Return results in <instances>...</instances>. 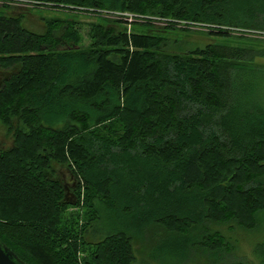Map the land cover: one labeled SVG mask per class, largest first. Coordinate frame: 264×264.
Returning <instances> with one entry per match:
<instances>
[{"label":"trees","instance_id":"obj_1","mask_svg":"<svg viewBox=\"0 0 264 264\" xmlns=\"http://www.w3.org/2000/svg\"><path fill=\"white\" fill-rule=\"evenodd\" d=\"M29 1L143 20L130 30L123 18L114 23L124 28L94 24L83 47L75 20L48 19L37 33L20 16L0 14V66L15 71L0 86V121L15 138L0 149V239L29 264H136L138 250L141 264H187L200 247L212 264H226L228 243L208 223L252 229L264 209V105L256 94L264 69L255 64L264 50L211 42L172 53L150 17L170 29H184L182 21L217 26L210 34L229 37L221 26L261 27L264 8L245 16L230 0ZM53 162L70 167L76 200L68 202ZM114 163L109 173L104 165ZM129 169L171 187L170 209L135 206L154 185L138 182L127 193ZM80 202L88 213L81 226L79 215L66 217ZM164 237L172 261L158 245L135 250ZM87 244L95 248L84 258Z\"/></svg>","mask_w":264,"mask_h":264},{"label":"rangeland","instance_id":"obj_2","mask_svg":"<svg viewBox=\"0 0 264 264\" xmlns=\"http://www.w3.org/2000/svg\"><path fill=\"white\" fill-rule=\"evenodd\" d=\"M231 8H234L238 11L239 15H245L247 11H257L264 8V0H230ZM49 7L36 6L33 3H28L20 0H0V14L2 15H18L21 18L22 24L35 31L37 33H43L44 29L48 26L47 20L57 18L63 21L75 20L79 24L80 33L82 36L81 46L89 47L92 43L91 39V30L94 24H103L112 25L114 20L118 16L116 12H109L110 10H103L101 12H82L80 10H55L48 9ZM109 12V13H108ZM121 15V14H120ZM119 15V16H120ZM124 16V15H122ZM183 24V23H182ZM117 27L124 28L125 26ZM168 25L163 22H156L153 25V28L158 29V31H153L156 34H161L168 38V47L169 52L175 53H188L189 51L207 45V43H219V44H228L232 46L254 48L256 50H264V24L261 27L255 26H221L222 30H228L229 37H219L210 34L211 30H217L220 28L208 26L207 24L194 23L182 26L181 29L179 26L174 28H166ZM132 28V27H131ZM133 29L138 32H147L148 26L134 24ZM64 30V25H60L57 28L58 36L62 34ZM256 66L264 69V56L256 57L255 59ZM264 71V70H263ZM261 71V72H263ZM15 72L14 68H4L0 66V86L3 84V80L6 79L11 73ZM259 99L264 105V72L260 78H258V85L256 88ZM15 138L12 130H9L7 125L0 121V149H9L14 146ZM116 164L110 166L104 165V168L109 173L115 172ZM52 168L54 170V176L60 180L65 189L67 190L68 202L76 200V197L72 195L71 188L77 182L76 178L73 175L70 167L67 163H58L53 162ZM126 178L129 180L127 187V193L134 192L138 182H147L148 185H154L153 191L147 192L146 194L141 195L138 203L133 201L134 205L151 210L157 206L167 207L170 209V198L176 194L170 188L168 191L164 189V182L158 181L157 183L153 182L151 178L147 175L140 174V172H135L134 170H128ZM84 192V190L82 191ZM81 200L83 199V193L81 194ZM172 195V196H171ZM78 198V197H77ZM79 200V199H78ZM77 200V203L79 202ZM183 202V201H182ZM76 203V204H77ZM184 203V202H183ZM72 204V203H71ZM181 205V204H180ZM86 208L83 202H80V205L76 206L75 204L68 206L66 210V217H77L79 215L80 226L85 223ZM257 225L252 229H248L240 226L234 221H211L208 223L209 229L213 233H220L224 236L225 243H228L223 249L222 261H226V264H238V263H247V264H264V247L261 246L259 251L258 245L262 244L264 241V209L260 210L257 214ZM126 220H131L127 218ZM108 223L102 224V227L108 226ZM163 234V233H161ZM170 239L168 237L161 238L155 242L153 238L146 239L143 244H134L135 250L141 249L142 245L146 249L152 250L157 245L161 249L159 255L163 256L164 260L172 261L173 258L170 257L172 248L169 245ZM180 245V244H179ZM94 246L87 244L83 247L81 256L88 258L90 253L94 251ZM205 251L204 248L200 247V251L192 255L187 264H212L211 257L207 253L201 252ZM139 252V250H138ZM137 254L136 264H141L143 260V254ZM210 254V253H209ZM161 264L158 261L153 262V264Z\"/></svg>","mask_w":264,"mask_h":264},{"label":"built area","instance_id":"obj_3","mask_svg":"<svg viewBox=\"0 0 264 264\" xmlns=\"http://www.w3.org/2000/svg\"><path fill=\"white\" fill-rule=\"evenodd\" d=\"M20 1H25V2H30V3H33V4H35L36 6H41V7H49V6H47L45 3H43V4H36V2L35 1H29V0H20ZM59 10H63V9H59ZM66 10H70V9H66ZM78 10H80V11H82V12H93L94 10L93 9H90V10H85V9H82V8H77L75 11H78ZM72 11V10H71ZM101 11H103V10H98V11H96V12H101ZM109 12H116V13H118L117 15V17L116 18H123V19H125V20H127V22H128V28H129V30L131 29V23L133 22V21H135V20H143L142 19V17L141 16H137V15H135L134 13H131V12H127V11H125V12H120V11H109ZM108 12V13H109ZM121 14V15H120ZM120 15V16H119ZM122 15H124V16H122ZM151 18V20L152 21H154L155 23L156 22H163L164 20H162V19H160V18H158V17H150ZM165 22V21H164ZM166 23V22H165ZM189 25L190 23H187L186 21H182L181 23H180V25ZM167 24V23H166ZM191 24H194V23H191ZM209 26V25H208Z\"/></svg>","mask_w":264,"mask_h":264},{"label":"water","instance_id":"obj_4","mask_svg":"<svg viewBox=\"0 0 264 264\" xmlns=\"http://www.w3.org/2000/svg\"><path fill=\"white\" fill-rule=\"evenodd\" d=\"M0 264H29L0 239Z\"/></svg>","mask_w":264,"mask_h":264},{"label":"crops","instance_id":"obj_5","mask_svg":"<svg viewBox=\"0 0 264 264\" xmlns=\"http://www.w3.org/2000/svg\"><path fill=\"white\" fill-rule=\"evenodd\" d=\"M46 30H47V27L44 29L43 33H44ZM33 31H35V30H33ZM35 32H39V31H35Z\"/></svg>","mask_w":264,"mask_h":264}]
</instances>
